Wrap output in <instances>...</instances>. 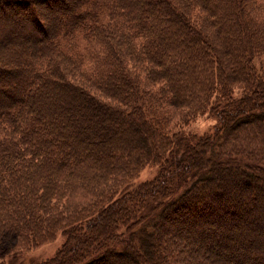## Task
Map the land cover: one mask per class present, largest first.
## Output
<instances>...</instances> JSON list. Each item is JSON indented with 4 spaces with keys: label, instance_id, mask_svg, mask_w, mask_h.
I'll list each match as a JSON object with an SVG mask.
<instances>
[{
    "label": "trees",
    "instance_id": "obj_1",
    "mask_svg": "<svg viewBox=\"0 0 264 264\" xmlns=\"http://www.w3.org/2000/svg\"><path fill=\"white\" fill-rule=\"evenodd\" d=\"M63 4L48 18L33 6L20 23L0 16V255L57 227V255L28 264H115L156 247L160 264H264L261 183L226 201L234 180H211L221 167L242 183L264 176V0ZM169 107L183 122L208 109L217 124L174 140ZM149 161L154 178L128 189ZM182 207L205 224L197 237L165 224ZM204 235L214 241L199 246Z\"/></svg>",
    "mask_w": 264,
    "mask_h": 264
},
{
    "label": "rangeland",
    "instance_id": "obj_2",
    "mask_svg": "<svg viewBox=\"0 0 264 264\" xmlns=\"http://www.w3.org/2000/svg\"><path fill=\"white\" fill-rule=\"evenodd\" d=\"M7 3H11V5ZM63 3H66L67 5L70 3V0H56L55 2L53 0H50L48 2H45V0L34 1L33 3H31V6L21 5V3L18 1H6V2L0 1V16L7 18L9 24H12V22L20 23L23 18V14L29 12L30 8L33 6L37 8L39 13H41L45 18H48L59 9L66 10V8L63 6L64 5ZM199 13H200L199 10L196 8H194L191 11V14L195 16L198 15ZM260 60H262L261 62H263L262 64L264 67V55H257V57L254 58V61L260 62ZM75 78L78 82L79 79L77 77V72L75 74ZM235 93L236 96H238L240 94V90L238 91L236 90ZM208 109L206 110L199 109L198 111L193 112V114L189 116V118H187L185 122H183L181 120V113L184 111V108L169 107L168 109L169 110L168 123H170L169 128L171 129L172 133H177L176 134L177 136L174 137V140L180 139L179 137H181L183 141L185 140L187 141V140H193L195 138H199L204 135L211 134L213 132L214 127L217 124V116L210 113ZM155 164L156 163L153 161L147 162V164L144 165L138 171L137 175L130 181L128 185V189L134 188L138 184L151 181L157 173V166ZM211 177H212L211 180L213 181V183H215V184L212 183L214 185L213 188L215 189L222 188L219 184L221 183V181L234 180L232 182H228L226 189L230 190V192L229 193L226 192L227 193L226 197H224L226 201H228L229 199H231L232 201L234 192H237L239 190L242 191V189H245L246 187H249L250 191H254V190L257 191L256 184L257 182L261 183L262 187L260 193L258 195V191H257V195H256L257 198L253 196L251 203L253 205L254 204L258 205L256 206V208L258 209L256 210V213L257 211H260V213L264 214V206L263 205L260 206L259 204L260 203L259 201H261L264 198V183H263L264 176H256L254 174L252 176L247 177V179H245L246 183H242L240 182L241 181L239 179L240 177L238 176L236 171H231V170L229 171L221 167L218 168L212 174ZM206 192L207 193L204 194L205 196L208 195L209 190H207ZM65 197H63V199ZM205 198L208 197L206 196ZM251 203H249V205H251ZM194 210L197 211V209L192 210L189 207H182V208H175L173 209V211L171 210V212H169L168 216L165 218V224L171 226L172 228L171 232H173L172 236H175L176 233H186L188 236L189 235L195 236V230L204 227L205 224L201 223L197 219L196 221L194 220L195 215L192 212ZM184 212L187 215H185ZM145 213H147V210L145 211ZM94 215L92 214L87 219L94 218ZM227 215H231L232 218L234 216V214L231 212H229ZM183 220H185V223H181ZM207 226H208V222L206 224V227ZM40 227H42V225H40ZM246 228H247L246 225H241V227H236L238 231L242 230V234H247L249 232L248 229ZM64 231L65 228L56 227L55 232L53 234L52 233L44 234L45 232L42 231L41 233H38L39 235L36 234L35 237H33L30 234L27 235V238L29 240H27L24 244L22 243L19 244V246L21 245L20 248L22 250H19V252L13 255L14 257L12 258L10 255H0V264H28L31 263V261L37 260L41 262V261L53 259L54 256L57 255L58 251L63 247L64 245L63 243H65V241L67 240L66 237L67 235L66 233H64ZM213 237L215 236L204 235L202 238L199 239L195 238L197 239L195 240V243L198 244L199 246L213 243L214 241ZM238 247L240 248L239 245L236 248H234L235 254H238V252L240 253L242 251V248L239 249ZM161 251L162 250L160 247H156L154 249L152 258L147 257L142 259H135L130 252L128 255H121L120 258H117L114 255H109L108 258L117 260L118 262H122V263L124 262V264H160L162 262ZM103 261L104 259L99 258V261H97L96 263L94 262V264H103ZM122 263L115 262V264H122ZM69 264H76V261L72 260L69 262Z\"/></svg>",
    "mask_w": 264,
    "mask_h": 264
}]
</instances>
